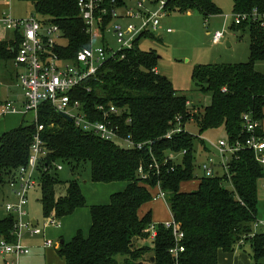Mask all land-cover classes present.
<instances>
[{
  "label": "trees",
  "instance_id": "1",
  "mask_svg": "<svg viewBox=\"0 0 264 264\" xmlns=\"http://www.w3.org/2000/svg\"><path fill=\"white\" fill-rule=\"evenodd\" d=\"M26 1L42 23L60 27L62 39L53 50L61 58L74 61L78 50L90 45L78 0ZM231 1L233 14H249L256 9L264 18V0ZM102 6L107 15L96 33L101 34L100 43L105 45L103 33L115 20L110 11H120L127 5L126 0H103ZM175 9L197 11L204 19L221 12L215 0H165L166 13ZM244 27L249 31L246 62L206 63L192 72L196 83L210 93L206 106L188 103V97L156 71L158 54L140 47L144 39H154L149 30L141 31L131 48L104 63L78 88L73 98L96 119L102 118L96 105H116L121 111L115 118L120 138L130 135L132 141L144 143L141 148H127L120 139L108 141L84 132L48 102L40 103L31 123H24L25 113L19 126L1 134L0 188L27 165L34 136L41 140L45 153L37 161L35 178L41 188L45 218H61L86 204L77 179H58L56 165L60 162L68 163L72 170L88 163L93 182H126L122 191L110 195L108 203L89 206L91 223L86 234L78 230L68 242L61 240L56 251L63 258L62 264H218L219 250L231 252L237 248H247L255 263L264 262V234L262 230L253 233L257 182L264 178V165L255 159L253 151L238 150L228 161L227 171L219 169L221 175L206 176L202 172L199 176L196 141L202 150L209 151L200 135L186 130L165 137L168 130L186 128L191 121L199 132L221 127L228 143L243 141L246 132L242 117L248 114L259 123L256 134L264 138V72L255 68L257 61L264 60V25L252 19L235 25L237 30ZM13 33L11 41L0 40V61L5 66L13 64L21 40L18 31ZM182 150L185 153L177 159L167 158L169 152ZM191 181H196L193 189H182V184ZM153 190L165 194L171 216L183 232L178 243L184 249L176 256L170 251L176 243L173 233L163 223H155L156 235L151 245L145 243L154 221L151 209L144 207L153 199ZM13 232L14 216H0V236L12 241Z\"/></svg>",
  "mask_w": 264,
  "mask_h": 264
},
{
  "label": "built area",
  "instance_id": "2",
  "mask_svg": "<svg viewBox=\"0 0 264 264\" xmlns=\"http://www.w3.org/2000/svg\"><path fill=\"white\" fill-rule=\"evenodd\" d=\"M152 1L136 0L134 6L124 7L120 11L117 9L110 11V15L115 20L108 25L107 29L111 31L113 28L116 41L114 49L108 42L105 45L100 42L96 46L93 45V38L100 37L96 31H98L103 17L107 15L106 8L102 6L103 0H78L80 15L90 34V45L78 50L74 61L61 58L53 50L62 39V31L58 25L44 24L33 14L14 17L9 12L2 13L0 25L7 30L18 31L21 35L13 65L16 69L17 85L22 88L23 97L21 106H17L12 101L1 102L0 117L10 112L24 114L31 112L36 119L40 103L48 102L59 113L62 112L70 116L75 126L84 132L93 133L100 139L108 141L120 139L123 146L127 148H141L144 143L132 141L130 135L120 138V127L115 118L121 114V111L116 105L112 103H109L107 107L103 104L96 105V109L102 112L101 120L96 119L82 109V104L78 99L73 98V94L87 79L94 76L104 63L118 56L122 50L131 48L134 38L141 31L149 30L150 27L155 29L160 25V18L166 13L164 11L165 0H158L154 4ZM262 16L256 9L249 14H234V23L239 24L243 20L252 19L258 20L261 25H264ZM116 19H128L136 22H127L123 28ZM166 30L171 31L170 28ZM223 37V31L216 30L211 38L214 43H218ZM86 90L88 91L89 88ZM242 118L246 132L243 141L236 140L228 143L226 138H219L216 141L203 138L208 152L213 150V154L218 156L217 161L213 157L207 156L199 165L206 176L221 175L219 169L227 171L228 161L240 149L252 150L255 159L264 165V138L256 134L259 123L252 120L248 114H244ZM40 129H42V125L38 126V130ZM181 131L185 132L186 128L174 127L166 132L165 137L169 139L174 133ZM30 149L27 165L20 167L17 177L8 182L14 201H6L3 206L5 213L14 216V240L11 241L0 236V258L3 264H19V258L29 253V248L22 243V234L33 236L42 231L28 218L26 210L28 192L37 184L36 164L39 157L45 153L37 134L34 136ZM183 153L185 150L179 153L169 152L167 158L175 160ZM56 168L61 169V165L57 164ZM139 169L141 170V167ZM156 197L164 199L165 194L158 190ZM45 220V225H60V219L56 216L51 215ZM163 225L165 228L171 229L173 233L176 243L170 251L176 256L184 249L178 243L183 237V232L179 230V226L173 218L164 222ZM258 227L262 228L264 234V222L255 221L253 233L257 231ZM148 230L150 231L149 237L153 239L156 235V224L151 223ZM44 245L57 246L59 243L58 241L45 240Z\"/></svg>",
  "mask_w": 264,
  "mask_h": 264
},
{
  "label": "rangeland",
  "instance_id": "3",
  "mask_svg": "<svg viewBox=\"0 0 264 264\" xmlns=\"http://www.w3.org/2000/svg\"><path fill=\"white\" fill-rule=\"evenodd\" d=\"M13 2L17 3L15 7H18V9H23V5H26L28 11L25 15L35 14L29 1L13 0ZM215 3L220 8L221 12L217 15L210 16L207 22H205L204 17L201 14L191 9H175L171 12L168 11L167 13H164L160 18V25L155 29H152L151 27L149 28V33L154 36V39L146 38L140 44V47L143 50L154 49L156 51L159 56L157 63L158 72L167 76L172 82L173 87L179 92L184 93L188 97V103L193 104L195 107H203L210 103V93L202 90L192 78V72L196 67L206 63L246 62L249 58L248 27L237 30V33L235 32L236 36H232L231 34V26L233 25L235 27V25H238L234 23L232 1L215 0ZM116 20L122 24L123 28L127 22H136L128 19ZM167 28H170L171 31L167 32ZM216 30L223 31L224 33V37L218 43H214L211 38ZM103 37L108 44L112 45L114 49L116 48L113 28H111V31L105 29ZM226 39H231L233 44L231 46H226ZM98 42H100V37H94L93 45L96 46ZM0 63L1 65H4L3 62L0 61ZM9 63L8 66H10ZM13 66L14 65H12V68ZM255 68L264 72V60L257 61L255 63ZM13 71L16 75V69ZM14 73L12 72L13 76ZM12 90L15 94L17 93V100L20 101V103L18 102L15 104L21 106L23 97L22 88L18 85H13ZM20 115L23 116L22 114ZM20 115L18 116L20 117ZM24 119L25 124L31 123L33 121L32 113L29 112L25 114ZM186 130L194 135H200L202 139L205 138L211 141H216L219 138L225 137V132L221 127L199 132L198 128L191 121L190 124L186 125ZM213 153V150L206 153V151L201 149L199 141H196L195 165L196 173L199 176L202 175V170L199 165L207 158V156L213 157L216 161L218 160V156ZM60 165L61 169L56 170L58 179L63 182L74 178L77 179L80 183L81 189L85 191L89 200H93L94 186L96 184L90 178L89 164L86 163L82 168L77 170H72L71 166L65 162H60ZM195 185L196 181H191L187 184L184 183L182 184V189L191 190ZM225 187L229 188L230 185L225 184ZM11 195L12 193L8 183L3 184L0 188V216L5 214L3 204L6 201L14 200L13 195ZM40 196L41 188L38 184L28 192L26 210L28 218L36 219L39 228L43 229L47 228V225H45L46 220L42 214ZM149 206L152 208V215L154 216L155 221L165 220L164 217L168 216L169 208H167L166 197H164V199L158 197L152 199ZM166 219L169 220L170 216ZM257 219L258 221L264 222V178L259 179L257 182ZM258 228H260V230L262 229L261 227ZM64 239L67 240L68 237L64 236ZM151 240L152 239L149 237V239L145 240V243L151 245ZM52 242H55V240ZM22 243L29 248L30 252L19 258V264H57L58 261H62L63 259L57 253L55 247H51L50 249L43 248L44 246L42 247V235L30 236L24 233L22 234ZM118 259L121 260L122 256H119Z\"/></svg>",
  "mask_w": 264,
  "mask_h": 264
},
{
  "label": "crops",
  "instance_id": "4",
  "mask_svg": "<svg viewBox=\"0 0 264 264\" xmlns=\"http://www.w3.org/2000/svg\"><path fill=\"white\" fill-rule=\"evenodd\" d=\"M135 1L136 0L126 1V5L134 6ZM16 4L17 3L13 2V0H0V15L2 13L9 12L14 17L29 16L28 14L25 15L26 12L28 11V8L26 7V5H23V9H18V7H15ZM209 18L210 16L204 19L205 22H207ZM230 29L232 32L231 33L232 36L235 35V32L237 33V29H235L233 25L231 26ZM13 37H14V33L12 30H7L2 25H0V40L11 41ZM225 44L226 46H231L233 44V41L231 39H226ZM9 65L10 66H8V64L6 66L1 65L0 67V103L3 101H12L13 103H18V102L20 103V101L17 100L18 99L17 93L15 94L14 91L12 90L13 85L17 86V74L15 75L13 71L15 70L14 66L12 68L13 64L10 62ZM156 71L158 72L157 68H156ZM12 72L14 73V76ZM20 114L24 115V113H20V112H14V113L10 112L0 117V136L2 133L10 129H13L21 124L23 116H21ZM18 115H20V117ZM119 182H122V183H119ZM95 184L96 185L94 186V196H93L94 199L93 200H89V197L87 196L85 191L81 189L85 197V200H86L85 206L76 208L71 214L59 218L60 219L59 226L47 225L46 226L47 228L41 229L42 230L41 233L36 234V236L37 235L43 236V245H42V247L44 246L43 248L50 249L51 247H55L57 250V247H58V245L57 246L55 245L45 246L44 245L45 240H50L51 242L55 240V242L58 241V243H60V240L68 242L78 230H82V232L86 234L90 227V223H91L89 206L92 204L108 203L110 195L112 193L117 192V191H122L126 186V182L124 181H113V182H108V183L95 182ZM153 193H154L153 199L157 198L155 190H153ZM10 201H14V200H10ZM150 202L145 206V209H151L152 211V208H150L149 206ZM169 216H170L169 220H171L172 219L171 212L168 210L167 217L169 218ZM167 217H164L165 220L155 221V218L152 215V220L156 223L158 222L164 223L166 221H169L168 219H166ZM30 219L34 225H37V226L39 225L36 219L34 218H30ZM44 219L46 218L44 217ZM257 230H260V228H258ZM64 236H67L68 239L67 240L64 239ZM217 262L218 264H264V262L255 263L251 255L249 254V250L247 248L245 249L237 248L231 252H225V251L219 250L218 255H217ZM62 263H63V259L62 261L57 262V264H62ZM0 264H3V261L1 258H0Z\"/></svg>",
  "mask_w": 264,
  "mask_h": 264
},
{
  "label": "water",
  "instance_id": "5",
  "mask_svg": "<svg viewBox=\"0 0 264 264\" xmlns=\"http://www.w3.org/2000/svg\"><path fill=\"white\" fill-rule=\"evenodd\" d=\"M60 114L63 116V117H65L68 121H72V119H71V117L70 116H68L67 114H65V113H62V112H60ZM62 241L60 240V243H61ZM153 258H151V260H152Z\"/></svg>",
  "mask_w": 264,
  "mask_h": 264
}]
</instances>
